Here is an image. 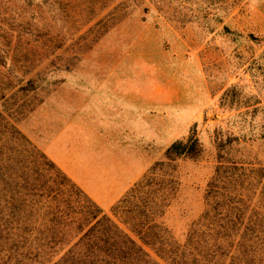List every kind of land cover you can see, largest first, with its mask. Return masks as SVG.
<instances>
[{
    "label": "rangeland",
    "instance_id": "rangeland-1",
    "mask_svg": "<svg viewBox=\"0 0 264 264\" xmlns=\"http://www.w3.org/2000/svg\"><path fill=\"white\" fill-rule=\"evenodd\" d=\"M43 1H35L42 6L35 19H14L50 35L32 38L28 50L23 38L7 55L0 80L14 88L0 111L47 155L59 118L49 97L69 107L82 101L78 91L129 86L135 118L146 122L135 153L150 161L138 182L152 181L132 205L147 201L167 242L185 243L210 207L207 189L219 166L264 168V0ZM14 4L26 9L23 0ZM192 134L200 156L169 160L167 149ZM118 202L104 210L122 224Z\"/></svg>",
    "mask_w": 264,
    "mask_h": 264
},
{
    "label": "trees",
    "instance_id": "trees-1",
    "mask_svg": "<svg viewBox=\"0 0 264 264\" xmlns=\"http://www.w3.org/2000/svg\"><path fill=\"white\" fill-rule=\"evenodd\" d=\"M35 1L23 0L26 9L17 12L14 0H0V68L21 39L27 37L28 50L32 38L50 35L31 20L15 25L14 19L36 18L42 6ZM7 84L0 80V102L14 88ZM6 118L0 111V264H264V168L219 166L202 222L185 243L167 242L147 201L131 202L151 179L144 176L115 205L120 224ZM201 152L192 134L173 143L166 156L197 158Z\"/></svg>",
    "mask_w": 264,
    "mask_h": 264
},
{
    "label": "crops",
    "instance_id": "crops-1",
    "mask_svg": "<svg viewBox=\"0 0 264 264\" xmlns=\"http://www.w3.org/2000/svg\"><path fill=\"white\" fill-rule=\"evenodd\" d=\"M81 90V102L53 104L59 118L49 127V158L92 200L108 210L137 183L150 161L137 156L136 136L145 135V120L135 118V91L97 86ZM57 97H55V100ZM65 101V99H63ZM67 114L69 116H67Z\"/></svg>",
    "mask_w": 264,
    "mask_h": 264
}]
</instances>
